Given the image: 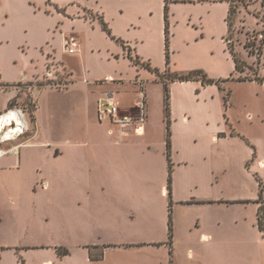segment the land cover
I'll return each instance as SVG.
<instances>
[{"label":"crops","instance_id":"crops-1","mask_svg":"<svg viewBox=\"0 0 264 264\" xmlns=\"http://www.w3.org/2000/svg\"><path fill=\"white\" fill-rule=\"evenodd\" d=\"M256 2L262 3V0ZM165 6L166 0V27ZM168 7L169 63L165 53L166 28L161 56H155L152 42L151 49L143 47L150 41V37L143 36L136 38V50L131 48L134 52L130 55L124 50H121L122 55L111 50L108 61L113 63H88L89 52L84 37L65 32L62 39L75 36L80 48L62 63V71L58 74L59 80L67 82V87L59 89L45 81L39 82L40 87L33 91L36 105L31 124L35 133L18 145V152L10 153L21 158L23 147L28 154L34 148H50V156L58 161L56 173L52 174L60 186L58 193L78 197L77 206H80L81 197H89V209L95 210L103 221L115 223L120 228L143 227L144 222L150 227L159 224L167 227L172 204L177 237L179 207L220 209L224 215L222 219L218 218V227L223 225L224 233L217 255L234 261L242 249L245 257L255 258L258 241L264 258V231L259 227V214L264 212V133L261 136L253 133L256 126L264 128V116L252 108L250 98L244 99L243 105L236 108L239 104L233 92L227 95L222 90V94H206L211 85L247 81L235 78L241 73L227 41L230 2L169 0ZM215 53L219 55L216 58ZM130 56L137 57L142 63H134ZM124 60L130 63H123ZM96 64H107L108 68L99 73ZM146 64L158 69L161 75ZM195 70H202L220 83H204L201 77L170 82V88L176 84H194L198 91L194 99L199 102L202 98L206 104L205 108L196 105L198 109L193 110L189 105L191 95L173 93L170 97L173 166L170 196L165 102L162 112L156 114L151 108L156 95L152 86H164L163 76ZM259 76L264 85V74L259 71ZM109 77L112 80H107ZM138 79L144 81L146 93L147 119L143 131L137 132L134 127L122 128L109 119L100 120L99 107L108 99L124 108L137 105L141 89ZM23 94L16 91L14 99L9 97L0 106V113L10 102L23 99ZM51 94L59 100L55 105L48 103L45 109L39 98ZM200 114L203 130L193 126V122L200 121ZM54 118L55 138L53 134H47L54 127ZM41 136L46 139L33 142ZM43 182L49 185L48 180ZM211 220L209 217L207 223ZM202 235L212 238L209 232ZM146 240L138 243H161L156 238L142 239ZM2 248L6 250L0 251V264H56L62 259L57 255L58 259L51 256L38 260L30 252L18 254L9 250V246ZM112 248L106 247L101 260L107 258Z\"/></svg>","mask_w":264,"mask_h":264},{"label":"rangeland","instance_id":"rangeland-1","mask_svg":"<svg viewBox=\"0 0 264 264\" xmlns=\"http://www.w3.org/2000/svg\"><path fill=\"white\" fill-rule=\"evenodd\" d=\"M231 2L235 12L227 36L231 39L229 45L246 66V71L240 75H255L259 71L264 74L262 3L256 0ZM164 28V0H0V106L9 97L14 99L16 91L19 95L24 93L23 99H15L0 115L18 108L24 111L28 121V128L20 136L6 141L0 136V148L6 152L0 157V251L6 250L2 246H9V250L18 254L30 252L38 260L61 256L56 264H264L258 241L255 258L245 257L242 249L234 261L217 255L224 233L223 225L218 227V218L222 219L224 215L220 209L179 207L176 237L171 204L172 238L169 226L163 227V224L150 227L144 222L143 227L120 228L100 219L95 210L91 211L89 197H81L80 206H77L78 197L58 193L60 186L52 177L58 161L50 156V148H34L28 154L23 147L21 158L10 153L18 152V145L35 133L31 124L36 105L33 91L40 87L39 82L47 81L49 72L59 74L62 63L73 55L64 48L62 35L65 32L84 37L89 52L88 63H113L108 61L111 50H117L121 55L124 50L130 55L134 52L131 48L137 46L136 38L143 36L150 37L143 47L151 49L152 42L155 56H161ZM246 42L252 45L248 48ZM165 53L167 62V50ZM216 56L218 53L214 58ZM123 63L130 62L124 60ZM104 68L108 65L95 66L99 73ZM220 86L211 85L206 94H222V90L225 94L233 92L239 104L236 108L243 105L244 99L250 98L252 108L264 116V85L260 81H237ZM152 90L156 95L151 108L159 114L164 107L165 87L153 85ZM197 92L190 83L170 88L171 95H191L189 105L193 110L198 109L196 105L206 107L202 98L199 102L194 99ZM52 95L39 98L45 109L48 103L55 105L59 100ZM56 118L53 129L47 132L53 134V138L57 133ZM203 122L200 114V121L193 122L194 128L203 130ZM263 129V126H256L253 133L261 136ZM44 139L45 136L36 137L33 142ZM44 179L49 185L43 182ZM209 217L212 218L210 224L207 223ZM203 232L211 233L212 238H206ZM144 238H156L161 243H138L147 242L142 241ZM106 247L113 248L108 251L107 258L101 260Z\"/></svg>","mask_w":264,"mask_h":264},{"label":"trees","instance_id":"trees-1","mask_svg":"<svg viewBox=\"0 0 264 264\" xmlns=\"http://www.w3.org/2000/svg\"><path fill=\"white\" fill-rule=\"evenodd\" d=\"M230 2V10H229V15H228V21H229V26H230V32H231V18H232V14L235 12L234 7L232 6V2L231 0H227ZM168 2L169 0H166V6H165V19H166V50H167V62L169 63L170 60V54H169V42H170V31H169V21H168V17H169V7H168ZM262 6L264 8V0H262ZM264 17V16H263ZM105 27L107 28V26L105 25ZM230 34V33H229ZM228 44H230L231 39L228 36ZM261 43H264V38L261 40ZM252 45V43L246 42L245 46L246 47H250ZM230 51L233 54L234 60L236 62V68L238 71L240 72H244L245 70V64L244 62L238 57V55L235 53L234 48H232L229 45ZM260 50V49H259ZM258 50V51H259ZM253 52V51H251ZM132 58V60L134 61V63H139L138 59L133 58L132 56H130ZM146 66L152 70H154L155 72H157V74H160V71L158 69H153L149 64H146ZM202 78L204 83H214L217 82L218 84L220 83L219 81H215L212 78H209L202 70H195L192 71L188 74H170V75H166V77H162L163 82H164V87H165V113H166V117H167V122H168V159H169V179H168V188H169V195H172V159H171V140H170V135H171V131H170V82L174 81V80H190V79H195V78ZM236 78V77H235ZM237 80H258L260 82L263 81V78L259 76V73L256 72L255 75H250V74H246V75H240L236 78ZM42 84V83H41ZM222 88V86H220ZM230 92H228L227 95H229ZM228 97V96H226ZM14 102H10L9 105H12ZM263 190V189H262ZM171 215V214H170ZM259 227L262 231H264V212L259 214ZM169 234L170 237H173V231H172V225H171V218H170V222H169Z\"/></svg>","mask_w":264,"mask_h":264},{"label":"built area","instance_id":"built-area-1","mask_svg":"<svg viewBox=\"0 0 264 264\" xmlns=\"http://www.w3.org/2000/svg\"><path fill=\"white\" fill-rule=\"evenodd\" d=\"M65 50L68 53L74 54L80 50L79 41L75 36L65 37ZM47 83L50 85L64 89L67 87V82L59 80V76L54 75L52 72L48 73ZM107 80H112V78H107ZM141 84L140 98L137 105L133 108H124L118 105L111 99L106 100L99 107L98 117L100 120L109 119L115 125H119L122 128L134 127L137 132H142L147 119V107H146V93L144 89V81L138 79Z\"/></svg>","mask_w":264,"mask_h":264},{"label":"bare ground","instance_id":"bare-ground-1","mask_svg":"<svg viewBox=\"0 0 264 264\" xmlns=\"http://www.w3.org/2000/svg\"><path fill=\"white\" fill-rule=\"evenodd\" d=\"M12 125V126H11ZM28 128V121L23 110L12 108L0 115V136L3 141L20 136ZM5 150L0 148V157L5 155Z\"/></svg>","mask_w":264,"mask_h":264}]
</instances>
